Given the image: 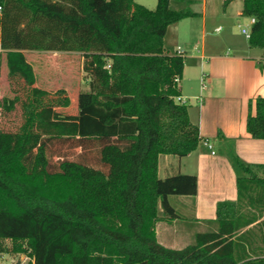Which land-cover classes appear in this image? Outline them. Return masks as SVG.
<instances>
[{
  "label": "trees",
  "instance_id": "16d2710c",
  "mask_svg": "<svg viewBox=\"0 0 264 264\" xmlns=\"http://www.w3.org/2000/svg\"><path fill=\"white\" fill-rule=\"evenodd\" d=\"M240 1L241 16L255 19L248 46L262 52L264 70V0ZM189 4L173 10L170 0H157L149 10L134 0H0V65L29 88L23 124L0 131V254H27L32 264H264V165L243 162L233 149L226 155L237 199L216 205L212 230L179 250L156 239L159 207L174 220L168 197L197 191L195 176L157 175L159 156L185 157L201 141L187 105L176 101L184 52L163 45L169 26L196 15ZM23 51L81 54L88 83L75 115L55 111L69 106L66 97L45 101ZM16 102L4 98L1 106L11 112ZM254 107L246 130L263 140L264 98ZM52 141L96 145L106 172L61 156L51 170Z\"/></svg>",
  "mask_w": 264,
  "mask_h": 264
},
{
  "label": "crops",
  "instance_id": "0c3cea01",
  "mask_svg": "<svg viewBox=\"0 0 264 264\" xmlns=\"http://www.w3.org/2000/svg\"><path fill=\"white\" fill-rule=\"evenodd\" d=\"M140 3L145 5L144 2ZM207 5V0H203L199 18V48L194 44L192 53L188 55L186 48L178 44L171 51L174 53L179 49L184 52L185 64L179 82L180 95L176 101L187 105L189 120L198 127L201 137L197 149L185 157L161 155L158 158L159 179L176 174L192 175L197 179L194 197H168V202L178 218L164 219L160 207L158 209L160 220L155 225L157 242L175 250L191 244L197 233L212 230L211 222L216 218V205L219 202L236 201L235 173L226 155L229 149H233L247 164L264 165V139H252L246 130L248 114H255V99L264 98V70L258 67L262 52L250 48L248 39L243 46L215 42L206 44L205 29L212 16ZM226 7L227 10L221 15L224 19L231 17V20L237 21L243 17L240 0H235ZM233 8H236L235 14ZM191 11L196 14L191 18H196L197 12L192 9ZM24 52L27 51L22 53ZM30 65L33 70L32 64ZM84 82L87 89L88 79ZM35 86L48 92L36 84V77ZM64 92L63 96L68 98L69 106L55 108V111L62 115H75L76 113L67 112L76 104L77 95L73 96L67 89ZM205 144L210 145V148ZM263 219L264 217L261 220ZM257 223L249 228L257 227Z\"/></svg>",
  "mask_w": 264,
  "mask_h": 264
},
{
  "label": "rangeland",
  "instance_id": "374dc122",
  "mask_svg": "<svg viewBox=\"0 0 264 264\" xmlns=\"http://www.w3.org/2000/svg\"><path fill=\"white\" fill-rule=\"evenodd\" d=\"M186 1L190 2L188 8L197 12V16L176 23V25H172L167 29L163 38L164 49L167 52H171L179 44L186 48L189 55L192 53L191 50L194 44L197 45V48L200 46L199 18L203 0H195L194 2L192 0H170V8L182 10L186 7ZM134 2L137 4L144 2L145 5L143 6L149 10H154L157 5V0H134ZM191 4L194 6H191ZM207 4V10L212 16L207 21L205 43L245 45L247 39L241 34V28L249 27L248 18L241 17L237 21L231 20V17L224 19L221 15L227 10V7L223 6V0H207ZM233 9L235 14L236 8ZM217 27L222 29L218 34L214 33V29ZM197 37L198 40H196ZM23 55L26 61L33 66L36 84L48 91L47 97L44 98L46 102L54 104L63 99L64 89H67L73 96L77 95L78 91L86 89L84 82L86 81V75L82 69L83 58L80 53L24 52ZM28 93L29 88L23 80L8 76L6 64L3 60L0 65V131L11 133L18 131L24 122L22 105L26 102ZM14 97L17 98L14 109L11 112L4 111L1 106L2 99H12ZM76 110V104H73L67 113L75 114ZM75 144V141H52L49 143L47 156L51 170H56L60 160L59 156H61L64 159L81 162L94 169L106 172L105 167L99 161V149L96 145H89L87 149L81 150ZM253 232L255 238L260 236L261 232L258 227L255 226ZM30 261L32 259L27 254H0V264H28Z\"/></svg>",
  "mask_w": 264,
  "mask_h": 264
},
{
  "label": "built area",
  "instance_id": "2783aa9c",
  "mask_svg": "<svg viewBox=\"0 0 264 264\" xmlns=\"http://www.w3.org/2000/svg\"><path fill=\"white\" fill-rule=\"evenodd\" d=\"M248 20H249V27L248 28H241V33L245 36V38L246 39H248L249 38V35H250V26L252 25V24H254V22H255V19L254 18H248ZM221 30V28L220 27H218V28H216L215 29V32L217 33V32H219ZM2 50H1V47H0V52H1ZM178 54H182L183 52L182 51H180L179 49L176 51ZM179 99V98H178ZM177 99V100H178ZM208 148H210V145H208V144H205ZM31 262V264H32V261H30Z\"/></svg>",
  "mask_w": 264,
  "mask_h": 264
}]
</instances>
